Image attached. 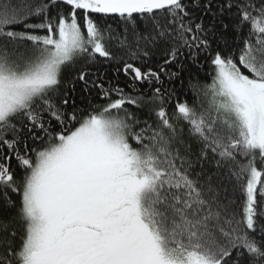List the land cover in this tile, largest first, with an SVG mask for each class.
<instances>
[{
    "label": "snow or ice",
    "instance_id": "6c2138e0",
    "mask_svg": "<svg viewBox=\"0 0 264 264\" xmlns=\"http://www.w3.org/2000/svg\"><path fill=\"white\" fill-rule=\"evenodd\" d=\"M0 264H264V0H0Z\"/></svg>",
    "mask_w": 264,
    "mask_h": 264
}]
</instances>
